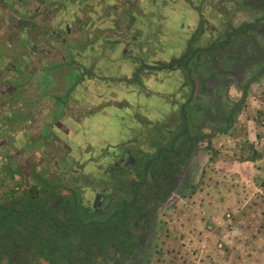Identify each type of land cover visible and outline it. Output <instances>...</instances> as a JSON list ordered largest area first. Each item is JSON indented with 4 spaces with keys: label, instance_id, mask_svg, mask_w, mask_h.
Returning a JSON list of instances; mask_svg holds the SVG:
<instances>
[{
    "label": "rangeland",
    "instance_id": "rangeland-1",
    "mask_svg": "<svg viewBox=\"0 0 264 264\" xmlns=\"http://www.w3.org/2000/svg\"><path fill=\"white\" fill-rule=\"evenodd\" d=\"M245 24L247 31H237ZM233 29L227 37L232 41L229 46L215 45L212 55L224 58L221 68L226 70L242 55L239 66L242 75L246 70L245 79L238 71L228 93L219 85L213 92L227 94L229 103L223 114L206 122L205 137L177 172H171L175 177L170 197L157 208L133 264H264V0H0V61L27 66L0 73V205L12 193L39 192L43 186L39 160L45 156L47 178L56 173L53 164L66 157V171L75 174L79 187L64 180L67 186L79 189L97 183L89 177L100 176L102 167L90 161L88 150H74L62 131L52 126L56 99L65 103L62 112L87 115V99L113 97L121 86L140 79L145 91L154 93L145 101L159 102L155 104L159 109L175 102L176 112L187 97L201 95L204 110L210 102L199 87L207 77H216L209 66L213 56L205 48ZM22 32L30 35V45L24 44ZM133 38L139 39L136 45L143 55L152 54L144 57L149 65L169 66L187 51L190 73L175 63L162 70L174 72L165 79L163 72L146 67L137 71L139 76L132 75L129 54L137 42ZM23 54L29 55L27 61ZM125 59L130 62L125 63L127 72L112 73L113 63L124 69ZM162 85L176 91L169 93ZM151 89L162 92L158 95ZM117 95L114 99L124 98ZM134 101L140 102L130 100ZM231 105L235 115L227 118ZM143 111V106L136 110L142 123ZM199 118L192 117V131L199 127ZM63 119L62 128L70 129V121ZM95 121L106 124L104 132H92L95 137L112 134L119 126L113 116L101 115ZM44 124H52L49 132ZM55 140L67 145L58 149ZM158 168L159 163L152 171ZM153 172L148 176L151 184ZM44 253L36 264H63L56 255ZM0 264L10 262L3 259Z\"/></svg>",
    "mask_w": 264,
    "mask_h": 264
},
{
    "label": "flooded vegetation",
    "instance_id": "flooded-vegetation-1",
    "mask_svg": "<svg viewBox=\"0 0 264 264\" xmlns=\"http://www.w3.org/2000/svg\"><path fill=\"white\" fill-rule=\"evenodd\" d=\"M114 18L116 19L117 17ZM250 25L254 27L255 23H250ZM22 26L25 27V24ZM28 28L30 27L28 26ZM248 28L249 24H245L243 29L237 28V31L245 32ZM22 33L24 44L25 42H29L30 45V35L28 36L25 32ZM231 33H234V29L232 32H225L224 38L222 40L215 41L217 38L214 39L211 42L213 43L212 47L210 43L209 47L205 48V50H208V53L211 52L210 57L213 56L212 52L217 50L214 48L215 45L223 44V48L229 46V42L231 43L232 41H230V39L227 37L230 36ZM45 34L46 32H44L42 36V39L44 40L46 39ZM12 37H14V35H11L10 40ZM133 39L137 42H134L133 48L131 49V51L134 52L129 54V60L131 61V64L136 66V70L133 69L132 75L136 74L139 76L137 71L142 67H146V69H153L157 74L161 69H172V64L174 66L175 63L176 66L181 65L183 71L185 69L190 73L191 69L187 66V63L189 62L188 58H186L187 51L182 53L179 60L173 59L169 66L161 67L149 65L148 63L144 62V57L145 55L152 56V54L146 52L145 55H143V53H141L142 49H138L136 46V44L139 43V39ZM33 47L35 48V46ZM203 49L204 48H199L197 50ZM129 50L130 49H128V51ZM31 51H34V49H31ZM194 53L192 52V54L189 55L192 56ZM23 57L24 60L27 61L29 55L23 54ZM242 57V55L240 57L237 55L236 58L232 59L234 60V63L230 68L231 70H226L221 68V60L224 58L221 59L213 56V61H211V65L209 64V66L213 73H215L216 77L213 79L207 77L205 79L206 84L204 85L206 94L211 96V100H209V106L202 110L204 100H201V97L199 96H194L187 98V100H183V102L177 105V109L179 111L175 112L174 108L176 104L175 102H172V110H170L166 118L163 117L160 121L161 127H159L157 124L159 122L158 119L156 120L150 118L154 117L155 113L150 116L151 114L148 112V110L155 109H153V107L150 109L148 105H145L144 107L145 111H147L145 115L147 114L149 118L143 116L145 119L144 123H142L143 121L141 122V119H137L136 110H138L139 106H142L140 102H138L140 104H137L136 106H130L127 103V108L124 105L120 106V104L110 105L109 102L112 100L111 97H108L107 99L93 97L97 99V101H94L93 98L87 99V103L85 104L88 105V111L90 112H88L87 115H84L83 113L79 114V112L76 114L62 112L63 105L65 103L62 99L60 101H57L58 99H56V102L54 103L55 114L50 115L51 117L55 116L51 118L53 125L44 124L46 131L49 132L48 126L51 125L56 129L61 130L62 134L68 138L65 141L70 143L74 150L76 149V151H78L79 148L86 149V151L88 150L90 153V158L92 157V160L90 161L96 164L98 169L102 167V170L99 174L100 176L97 175L96 178L89 177L90 181L93 179L95 182H97L92 184L94 186H91L90 184L87 187L78 189L75 187L79 186L73 180L75 178V174H73V172L68 173L66 171L65 165L67 164V158L64 157V161L62 158V160H57L53 164L54 167H52L56 173L47 178L50 170L48 171L46 168L45 163L48 158L45 156L42 158V160H39L43 163L44 168L43 169L41 167L40 169L41 171L39 177L43 186L39 189V196L44 200L47 206L64 205V202H62V197H67V199H70L71 201L75 199L76 216L71 215L72 219L69 223L72 226L76 225L75 223L80 220V217H84L88 218V222L99 223V228L105 227V223L109 222L111 219L119 222L125 221L129 227V230L124 233H116L113 231L109 233V241L105 246L107 249L104 252L99 251V253L92 255L94 258L93 261L90 260L92 263L88 261L86 263L118 264L119 259L122 258V264H133L140 248L142 247V243L145 240V233L149 228L151 219L157 214V208L170 197V193L172 192L171 188L173 178L175 177L174 174L171 175V172H177L178 168L182 166L185 160L188 159L190 155H192L195 145L205 137L202 131L206 127V122H210L208 120H213L216 117H219L220 114L224 113L223 109L229 103L227 94L223 97L222 94L215 95L213 92H216V90L218 91L216 88H218L219 85L222 86L221 88H224L228 93V86L231 85L230 83L232 82V79L236 76L238 71V75L240 74L241 68L239 66V62L241 61ZM125 62L128 63V59H125ZM0 63L3 64L0 65V73H5V71L17 72L19 69L26 70L27 68L26 65H17V67H15L13 64L8 65V60L6 59H1ZM85 69L87 71L89 70V68ZM73 75L76 76L75 74ZM130 77L128 76L126 78L129 80ZM135 84H137V86L140 85L141 80L139 79V81ZM198 91L201 92L200 87ZM220 93H222L221 90ZM136 99L137 101H141L140 98ZM222 100L224 101V104L221 103ZM94 106L99 107L94 108ZM100 106L102 107L100 108ZM209 109H214L215 112L211 114ZM234 109L235 108L231 105V107L227 110V118H229V115H235ZM125 114L130 118L127 119ZM1 115L4 116L2 113ZM101 115L115 117L117 119V123L119 120V126L118 129H116L112 134L95 137L94 134H92L93 131H105L106 124L100 122L97 123L95 121V117H99ZM62 116L64 117L63 120L66 119L67 121H70V129L67 127L62 128L64 125L62 122H60L62 120ZM192 117H200L199 120L201 121L199 122V127L197 126L198 128H192L193 131L190 128V121ZM127 121H129V123H127ZM127 129L129 131L128 136ZM206 131L208 130L206 129ZM52 135H55L54 132ZM47 136L50 135L47 133L46 137ZM54 142V145H56L58 149H62L63 144L67 145V142L62 144H58L56 140ZM71 146L67 151H72ZM42 148H44V146ZM99 155L101 156L99 157ZM97 157L98 160H95ZM158 163L159 170L153 172L152 169ZM57 171H59L60 174L57 173ZM150 172H153L155 177L152 184L148 180V176H152V173L150 174ZM64 180L66 182H71L75 187L67 186ZM53 194L58 196L56 201L52 199ZM84 197L86 199H84ZM67 212L68 211L65 207H61V209H58L56 212V216L63 219V217L67 215ZM71 214H73V212H71ZM133 240L136 242V245L126 255L125 246ZM109 244L111 245L110 248H108ZM45 251L47 250H44V252ZM43 255L45 256V253L39 255L38 258ZM3 259L8 261L6 257H2L0 261ZM36 261L34 264H36ZM57 261H60L58 256ZM61 263L78 264L79 261L76 258H71L69 260H62Z\"/></svg>",
    "mask_w": 264,
    "mask_h": 264
},
{
    "label": "trees",
    "instance_id": "trees-1",
    "mask_svg": "<svg viewBox=\"0 0 264 264\" xmlns=\"http://www.w3.org/2000/svg\"><path fill=\"white\" fill-rule=\"evenodd\" d=\"M52 196L56 201L58 196ZM62 199V206H47L37 191L22 196L12 193L8 201L0 205V259L6 257L11 264H34L38 256L47 250L49 255H57L60 261L76 258L78 264H90L94 260L92 255L107 249L109 233L129 230L127 222L113 219L99 228V223L80 217L72 226L69 223L71 215L76 216L75 199ZM61 207L68 211L63 219L56 216ZM135 245L134 240L126 245L125 254ZM122 263L121 258L118 264Z\"/></svg>",
    "mask_w": 264,
    "mask_h": 264
},
{
    "label": "crops",
    "instance_id": "crops-1",
    "mask_svg": "<svg viewBox=\"0 0 264 264\" xmlns=\"http://www.w3.org/2000/svg\"><path fill=\"white\" fill-rule=\"evenodd\" d=\"M262 17H260V19H261ZM257 19V21H258V18H256ZM164 37V35H162L161 34V38L160 39H162ZM137 46V45H136ZM142 49V48H141ZM118 52V51H117ZM238 53V52H237ZM236 53V54H237ZM112 63H113V61H111ZM125 61H124V69H122L121 68V66L120 65H115V63H113L114 65V67H112L111 69H110V67H109V64H108V67H109V69L111 70V72L112 73H122V71L121 70H123V73H126L127 72V68L128 67H126L125 66ZM131 66V65H130ZM136 68V66H134L133 67V69H135ZM136 70V69H135ZM163 69H161V70H157L158 71V73L157 74H161L163 71H162ZM147 71V70H146ZM246 70H244V75H241L242 76V78L243 79H245V75H246ZM131 73V72H130ZM143 73V72H142ZM169 73V74H168ZM171 73H174V72H167V71H165V72H163L162 74L164 75V77H163V79H165V77H167V76H170L171 75ZM145 74H147V73H145ZM242 74V73H241ZM140 75H144V74H141V72H140ZM126 76V75H125ZM125 76H122V79H124L125 78ZM126 79V78H125ZM176 79V78H175ZM181 80H182V78H181ZM169 81H170V79H169ZM168 81V82H169ZM178 81V80H177ZM167 82V83H168ZM142 84V85H141ZM141 84L140 85H138L137 86V84H135V83H129L128 85L129 86H126V85H123V86H121L120 88H119V90H117V92L121 95V96H123L124 98L123 99H114L115 97H118V95H117V92L113 95V97H111L112 98V100L109 102L110 103V105H112V104H120V106L121 105H124L125 107H127L128 108V106H127V103L130 105V106H136L137 104H142V106L144 107L145 105H148V107H150V109H152V107H153V109H155V110H148V112L151 114L150 116H152V114L153 113H155L154 114V117H150V118H155L156 120L158 119L159 121L163 118V116L164 115H168V113L170 112V110H171V106L172 105H169V104H163L162 106H159V107H161L160 109L157 107V106H155V104L156 103H158V104H160L159 102H157V101H149V102H147V101H145L146 99H147V97L148 96H154L153 94V92L151 91V92H149L150 93V95H148L149 93L148 92H146L145 91V89H144V86L146 85L145 83H142V81H141ZM179 83L177 82V84L176 85H178ZM153 88V87H152ZM161 88L162 89H164V90H168V92L169 93H174L175 91H176V88H172L173 90L171 91V90H169L168 88H167V86L166 85H162L161 86ZM189 88V87H188ZM190 89V88H189ZM200 89H201V91H202V89H205L204 88V86H201L200 85ZM128 90H131V91H128ZM151 90H154L155 91V94H158V95H160L161 93L160 92H162V91H158L157 89H151ZM213 90V89H212ZM133 91V92H132ZM189 92L188 93H190V90H188ZM162 95H166V91L164 92V93H162ZM209 94H207V95H203L202 97L204 98V97H206V99H209L210 100V98H209ZM199 97H201V95L199 96ZM134 98H140L141 99V101H140V103H137L136 101H134L135 102V104L134 103H131L130 102V100H134ZM188 98V97H187ZM202 99V98H201ZM221 103L222 104H224V101L222 100L221 101ZM145 113H147V111H144V115L143 116H145L146 118H149L148 117V115L146 114L145 115ZM130 118V117H129ZM206 129V127L203 129V131ZM129 135V131H128V129H127V136Z\"/></svg>",
    "mask_w": 264,
    "mask_h": 264
},
{
    "label": "water",
    "instance_id": "water-1",
    "mask_svg": "<svg viewBox=\"0 0 264 264\" xmlns=\"http://www.w3.org/2000/svg\"><path fill=\"white\" fill-rule=\"evenodd\" d=\"M256 21H257V19H256Z\"/></svg>",
    "mask_w": 264,
    "mask_h": 264
}]
</instances>
